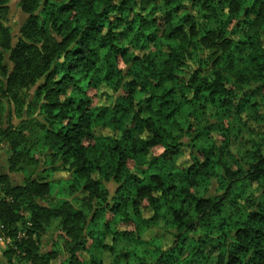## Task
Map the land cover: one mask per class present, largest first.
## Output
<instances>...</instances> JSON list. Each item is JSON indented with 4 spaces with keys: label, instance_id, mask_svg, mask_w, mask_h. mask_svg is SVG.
<instances>
[{
    "label": "clouds",
    "instance_id": "obj_1",
    "mask_svg": "<svg viewBox=\"0 0 264 264\" xmlns=\"http://www.w3.org/2000/svg\"><path fill=\"white\" fill-rule=\"evenodd\" d=\"M0 264H264V0H0Z\"/></svg>",
    "mask_w": 264,
    "mask_h": 264
}]
</instances>
